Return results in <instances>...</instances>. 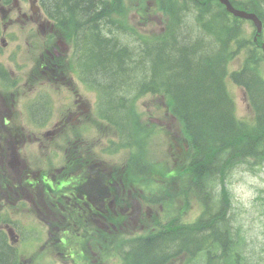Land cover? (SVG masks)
<instances>
[{"label":"trees","instance_id":"16d2710c","mask_svg":"<svg viewBox=\"0 0 264 264\" xmlns=\"http://www.w3.org/2000/svg\"><path fill=\"white\" fill-rule=\"evenodd\" d=\"M49 1L63 15H79L91 21L101 15L104 23L99 22V26H108L107 15L96 11L97 0ZM198 19L204 25L178 27L168 38L163 37L159 45L141 52L128 51L110 41L102 46L94 39L101 35L99 30L92 29L93 25L88 27L89 60L94 64L92 75L102 90L109 92L116 116L122 115L125 109L122 94L142 82H150L151 77L158 80L157 86H165L177 101L182 115H186L184 123L188 132L183 133L186 144H181V148L194 178L191 190L204 205L202 214L193 223H181L179 218L166 212L154 220L155 226L141 235L129 238L120 229L107 233L108 259L120 257L124 264H165L175 263L176 257L184 256L189 261L180 264L193 261L194 264H242L243 251L252 255L255 252L244 233V224L232 223V219L239 220L238 216H227V208L231 206L228 191L214 196L213 179L219 171L225 177L231 164L247 155L248 145H253V139L261 132H244L245 126L229 108L223 84L226 71L222 65V57L229 50L224 39L229 14L225 9L212 12L204 7L196 23ZM98 71L102 73L94 75ZM245 79L257 103L263 104L264 119V90L260 79L251 74ZM111 220L118 222L120 217ZM157 249L159 252L155 253ZM14 258V249L0 235V264H11Z\"/></svg>","mask_w":264,"mask_h":264},{"label":"rangeland","instance_id":"374dc122","mask_svg":"<svg viewBox=\"0 0 264 264\" xmlns=\"http://www.w3.org/2000/svg\"><path fill=\"white\" fill-rule=\"evenodd\" d=\"M155 3L152 5V8H154ZM155 19L151 18L150 20H147L149 15L137 14V8H131L130 15L137 18L139 21L138 24V34H147L150 32L158 31L162 27L163 23L160 22L161 17L163 16L159 9L156 8L155 12L153 13ZM102 17L101 15H97L96 19H93V28H96V30H99V33L101 35H97L98 38L101 40L99 41L102 46H106L104 43H110L116 44L115 40H112L111 38H106V35L103 34V31L105 32L106 29L103 27L104 24H101L99 26V22H103L104 20H100ZM103 18V17H102ZM148 22H144L145 20ZM104 19V18H103ZM3 18L0 15V24L2 25ZM97 30V31H98ZM10 32H14L15 30H9ZM5 34V32H4ZM122 41V40H121ZM125 41V38L123 39ZM123 43V42H122ZM130 43L133 44L134 40H130ZM100 46V48L102 47ZM117 46V44H116ZM118 47V46H117ZM103 48V47H102ZM101 48V49H102ZM240 60L237 59L233 64L237 65V63ZM102 72L98 71L97 73L94 72V75H100ZM230 90L232 95L235 99V111L239 118L250 120V117L252 116V112H250L247 108V104L245 101L244 94L242 92V89L238 87L237 85L232 84L230 86ZM151 95H146L143 98H141L139 105L137 108H140L141 110H144L146 107H150L153 112L159 113L158 106L163 102L162 98L156 97V100L154 102L158 101V105L151 104L150 101H152ZM123 114V112H122ZM169 120V119H167ZM28 123V122H26ZM170 124V132L167 134L166 132H158L150 139V145L147 147L148 152V158L150 160H162L169 156L171 153V146L175 142V138L178 136V132L176 131V128L172 126V122ZM31 130H27V132H30ZM37 133V131H35ZM34 133V134H36ZM42 134L38 135V139L40 140V137H42ZM32 138H35L33 136ZM45 139H47L45 137ZM41 141V140H40ZM43 142L48 144L47 140H43ZM33 146L32 144H29ZM122 155H116L112 159H121ZM232 181L230 183V186L232 188V193L235 200V209L238 213V216L242 218V220L246 223L247 229H248V236L251 242L256 245L257 247V258L255 259H262L264 256V164H262L259 168L253 169L250 168L248 165H244L242 167L237 168L232 173ZM200 213V210L198 208V205L195 204L191 209L190 212H187L184 216L185 220H194L198 214ZM137 217V216H136ZM159 252L158 249L155 251V253ZM263 255V256H261ZM37 264V263H36ZM38 264H45L43 261H40ZM260 264H264V261H261Z\"/></svg>","mask_w":264,"mask_h":264},{"label":"flooded vegetation","instance_id":"af4514ba","mask_svg":"<svg viewBox=\"0 0 264 264\" xmlns=\"http://www.w3.org/2000/svg\"><path fill=\"white\" fill-rule=\"evenodd\" d=\"M43 9H44V7H41L40 11L43 10ZM52 9H53L54 12L63 15V13L59 12L58 10H55L53 7H52ZM44 14H49V12H48L47 10H45L44 12L41 11V14H40V18H39V20H36V21L38 22V25H39V26L42 25V23H43L42 21H44ZM34 29H35L34 26H32L31 28H29L30 33H29L28 35H33V34H34V32H33ZM94 39L96 40V42L101 40V39L98 38V37H96V38H94ZM83 43L89 45V44H88V41H87V36H86V39L84 40ZM76 53H77V48L75 47L74 44H71V45L69 46V49H68V54H69L71 57H75ZM79 55L82 56L83 64L79 65L78 67L81 68V70H82L83 72H86V71H88L89 69L92 70L91 65L88 64L89 59H90V56H91L90 53H89V52H86V50H85V51H83V52H79Z\"/></svg>","mask_w":264,"mask_h":264}]
</instances>
